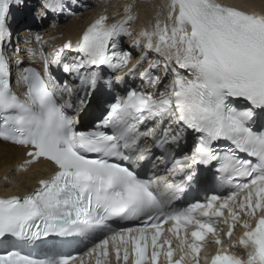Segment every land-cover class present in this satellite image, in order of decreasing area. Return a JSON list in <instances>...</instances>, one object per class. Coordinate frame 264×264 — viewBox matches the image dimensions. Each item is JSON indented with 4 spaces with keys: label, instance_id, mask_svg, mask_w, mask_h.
<instances>
[{
    "label": "snow or ice",
    "instance_id": "1",
    "mask_svg": "<svg viewBox=\"0 0 264 264\" xmlns=\"http://www.w3.org/2000/svg\"><path fill=\"white\" fill-rule=\"evenodd\" d=\"M25 3L0 0V139L26 149L21 168L43 159L55 170L23 196L0 197V238L17 242V250L0 254V264H84L85 257L107 264L109 245L117 261L123 253L124 264L130 257L131 264H158L160 257L166 264H201L209 236L217 248L205 264H264V130L254 127L259 121L264 129V11L216 0H169L164 21L157 18L133 41L140 57L131 67L132 53L119 50L117 38L132 35L126 30L135 18L132 5L120 19L98 14L74 46L68 41L48 55L29 49L30 57L39 55L41 70L15 60L17 82L25 87L21 97L12 90L2 45L10 37L12 9ZM66 7L65 0H43L44 14L37 18ZM35 41L47 43L40 35ZM65 49L78 54L62 71L80 81L82 106L98 90L101 66L113 73L127 68L124 76L139 72L144 86L108 103L95 130L76 131L80 108L68 115L64 109L72 105L60 102L74 89L51 72ZM149 52L162 60L140 71ZM161 63L163 76L155 74ZM169 75L164 91L149 90ZM104 84L111 89L112 80ZM188 130L194 147L177 158L172 146ZM149 140L163 153L157 160L171 163L172 179H143L134 170L152 154ZM93 153L96 158L88 155ZM112 157L129 166L110 162ZM201 165L215 168L217 187L203 200L182 203L200 182ZM237 227L243 230L238 241L228 242ZM50 237L59 239H43ZM70 238L92 246L74 255L70 249L78 241Z\"/></svg>",
    "mask_w": 264,
    "mask_h": 264
},
{
    "label": "bare ground",
    "instance_id": "2",
    "mask_svg": "<svg viewBox=\"0 0 264 264\" xmlns=\"http://www.w3.org/2000/svg\"><path fill=\"white\" fill-rule=\"evenodd\" d=\"M76 4L87 3L93 1L96 4L95 10L82 14L81 16L71 19L66 23L59 25L58 28L53 31L42 30V28H36L32 26L33 23V3L32 0H26L25 6L22 8H13L12 17L10 23V37L3 42L4 54L9 58L11 70L17 69L15 60L19 58L23 61L22 66H29L31 63L37 65L40 64L38 55L35 57H30L29 49L38 51L36 46L35 36L40 35L43 38L49 36H60L53 40L52 43H61L64 39L71 38L73 36H78L81 32L83 24L90 19L98 11H103L101 13L113 19H120L125 15L124 7L127 5H132V15L135 17L126 26V30L132 33L131 36H125L127 40L126 47L130 45L129 42L133 43L138 38V33L143 29H150L155 23V20L159 18L164 21L167 13V4L169 0H74ZM222 2L229 6L241 7L245 10L250 11H264V0H222ZM119 8V10H118ZM100 13V14H101ZM43 14L38 13V16ZM20 29L17 33L16 30ZM135 29L137 33H135ZM144 41L141 40V47H143ZM132 49L137 50L134 45ZM140 53V51H139ZM152 59H160L155 53L149 52ZM31 59V63H30ZM15 75V84L17 82V72L13 73ZM11 79L13 76L11 75ZM168 82L172 79L171 75L167 78ZM24 160V151L10 146L8 144L2 143L0 141V191L8 189V191L15 192L20 188L28 189L33 178L37 175L32 173H22L17 171L16 167L21 165ZM32 170V169H31Z\"/></svg>",
    "mask_w": 264,
    "mask_h": 264
},
{
    "label": "rangeland",
    "instance_id": "3",
    "mask_svg": "<svg viewBox=\"0 0 264 264\" xmlns=\"http://www.w3.org/2000/svg\"><path fill=\"white\" fill-rule=\"evenodd\" d=\"M34 9V8H33ZM33 14L35 15V9H34V11H33ZM36 15H38V14H36ZM20 29H22V28H18V30H16V33L20 30ZM151 56V55H150Z\"/></svg>",
    "mask_w": 264,
    "mask_h": 264
}]
</instances>
